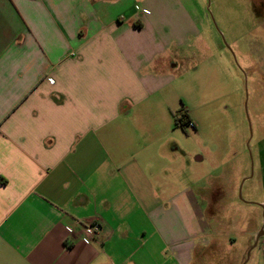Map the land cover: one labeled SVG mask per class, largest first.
<instances>
[{
  "label": "crops",
  "instance_id": "obj_1",
  "mask_svg": "<svg viewBox=\"0 0 264 264\" xmlns=\"http://www.w3.org/2000/svg\"><path fill=\"white\" fill-rule=\"evenodd\" d=\"M199 18L191 0H0V264H149L155 233L177 264L199 258L187 190L159 199L138 130L176 114L165 91Z\"/></svg>",
  "mask_w": 264,
  "mask_h": 264
},
{
  "label": "rangeland",
  "instance_id": "obj_2",
  "mask_svg": "<svg viewBox=\"0 0 264 264\" xmlns=\"http://www.w3.org/2000/svg\"><path fill=\"white\" fill-rule=\"evenodd\" d=\"M191 1L201 37L181 51L165 91L184 126L174 115L140 121L149 144L140 148L141 162L152 161L160 200L186 188L197 214L187 225L208 241L193 264H264V235L253 247L249 236L264 230V0ZM155 235L156 249L144 258L177 264L174 252L158 251L163 244Z\"/></svg>",
  "mask_w": 264,
  "mask_h": 264
},
{
  "label": "built area",
  "instance_id": "obj_3",
  "mask_svg": "<svg viewBox=\"0 0 264 264\" xmlns=\"http://www.w3.org/2000/svg\"><path fill=\"white\" fill-rule=\"evenodd\" d=\"M98 225L95 223H86L83 224L81 229L83 234L87 237V238H92V236H94L97 231H98Z\"/></svg>",
  "mask_w": 264,
  "mask_h": 264
},
{
  "label": "trees",
  "instance_id": "obj_4",
  "mask_svg": "<svg viewBox=\"0 0 264 264\" xmlns=\"http://www.w3.org/2000/svg\"><path fill=\"white\" fill-rule=\"evenodd\" d=\"M182 114L186 116L187 121L190 120L186 112H183ZM174 124L175 125L184 126V121L182 122V120L180 119V117L177 114H174ZM0 181L1 182H5V180L4 179H1V177H0Z\"/></svg>",
  "mask_w": 264,
  "mask_h": 264
},
{
  "label": "water",
  "instance_id": "obj_5",
  "mask_svg": "<svg viewBox=\"0 0 264 264\" xmlns=\"http://www.w3.org/2000/svg\"><path fill=\"white\" fill-rule=\"evenodd\" d=\"M241 183H242V182H241ZM240 188H241V185L239 186V189H240ZM262 235H264L263 226H261L260 230H259L257 233H255V235H254V239H253V243H252V246H251V247H253V246L256 245L258 238H259L260 236H262ZM251 247H250V248H251ZM247 256H248V252H247ZM244 263H245V260H244V262H243L242 264H244Z\"/></svg>",
  "mask_w": 264,
  "mask_h": 264
},
{
  "label": "flooded vegetation",
  "instance_id": "obj_6",
  "mask_svg": "<svg viewBox=\"0 0 264 264\" xmlns=\"http://www.w3.org/2000/svg\"><path fill=\"white\" fill-rule=\"evenodd\" d=\"M187 121V119L185 118V122Z\"/></svg>",
  "mask_w": 264,
  "mask_h": 264
}]
</instances>
